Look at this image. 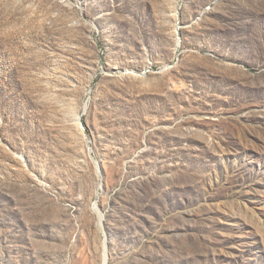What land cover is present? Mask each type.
I'll list each match as a JSON object with an SVG mask.
<instances>
[{
  "label": "rangeland",
  "instance_id": "rangeland-1",
  "mask_svg": "<svg viewBox=\"0 0 264 264\" xmlns=\"http://www.w3.org/2000/svg\"><path fill=\"white\" fill-rule=\"evenodd\" d=\"M0 264H264V0H0Z\"/></svg>",
  "mask_w": 264,
  "mask_h": 264
},
{
  "label": "bare ground",
  "instance_id": "bare-ground-1",
  "mask_svg": "<svg viewBox=\"0 0 264 264\" xmlns=\"http://www.w3.org/2000/svg\"><path fill=\"white\" fill-rule=\"evenodd\" d=\"M104 220V219H103ZM106 251V250H105ZM104 252V251H103ZM105 253V252H104ZM104 256V255H103ZM105 256H106V253H105ZM106 259V258H105ZM103 262H104V260H103Z\"/></svg>",
  "mask_w": 264,
  "mask_h": 264
}]
</instances>
